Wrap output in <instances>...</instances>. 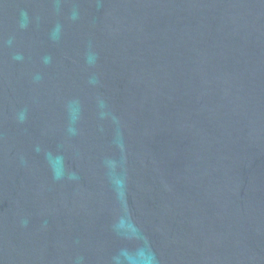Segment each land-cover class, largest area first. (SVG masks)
Returning a JSON list of instances; mask_svg holds the SVG:
<instances>
[{
    "label": "water",
    "instance_id": "water-1",
    "mask_svg": "<svg viewBox=\"0 0 264 264\" xmlns=\"http://www.w3.org/2000/svg\"><path fill=\"white\" fill-rule=\"evenodd\" d=\"M0 264H264V0H0Z\"/></svg>",
    "mask_w": 264,
    "mask_h": 264
}]
</instances>
